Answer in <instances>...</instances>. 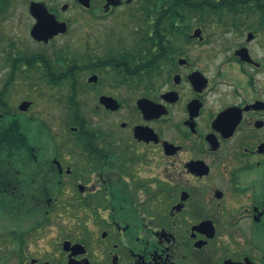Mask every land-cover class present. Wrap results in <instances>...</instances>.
Here are the masks:
<instances>
[{
  "label": "flooded vegetation",
  "instance_id": "obj_1",
  "mask_svg": "<svg viewBox=\"0 0 264 264\" xmlns=\"http://www.w3.org/2000/svg\"><path fill=\"white\" fill-rule=\"evenodd\" d=\"M32 4L50 13L47 39L31 36L42 61L34 70L14 51L0 58V214L14 222L18 264H264V56L251 50L264 49V28L237 43L250 30L236 20L257 13L31 0L30 35ZM73 9L110 25L72 27ZM158 13L170 25H150ZM243 48L250 59L236 55ZM214 50L234 55L214 69ZM33 71L61 103L53 137L28 116L33 101L14 102L21 83L37 89L25 81ZM3 131L12 132L9 159ZM50 226L55 241L40 235Z\"/></svg>",
  "mask_w": 264,
  "mask_h": 264
},
{
  "label": "rangeland",
  "instance_id": "obj_2",
  "mask_svg": "<svg viewBox=\"0 0 264 264\" xmlns=\"http://www.w3.org/2000/svg\"><path fill=\"white\" fill-rule=\"evenodd\" d=\"M31 0H10L7 4V9L5 14H3L2 19L0 20V58L2 61L10 60L12 57L13 51L17 54L18 57L25 56L27 54L40 53L44 50V47L41 44H38L30 35V29L33 25V17L29 13V3ZM66 2H70V0H63ZM77 10L73 9L67 13V17L72 19L71 26L72 27H86V26H107L110 25L108 22L100 21V22H89V18L86 16L79 17L77 16ZM244 17V16H243ZM240 17V18H243ZM242 21L241 19H238ZM252 27L248 28L250 31H245L244 37L242 39H238L237 43L246 42L247 34L256 29L257 21L251 20ZM116 26H125L124 23L118 22ZM242 26V23L240 24ZM243 27H245L243 25ZM259 28V27H258ZM232 35V33H230ZM230 35V36H231ZM253 46V47H252ZM251 50L258 57L264 56V49L252 45ZM215 51V50H214ZM212 51V65L213 68L216 69L217 65L230 58L234 55V50H226V51ZM37 66L34 67L36 70ZM23 69V68H22ZM32 70V69H31ZM2 76L5 75L4 71H2ZM30 75L33 76L28 83H36V90H32L31 85H27L25 83H21L18 86L17 94L14 96V102L20 104L23 100L33 101V105L30 108V113L28 116H34L36 119L41 120V122H46L50 126V137L54 135H58L61 133L58 116L62 108L60 105L56 106L54 103H50L51 100L56 101L53 98V92L48 93L50 90L44 80L37 79V72H29ZM31 76V77H32ZM40 83H37L39 82ZM56 106V109L54 108ZM87 111H91L88 109ZM63 113V112H62ZM35 124L39 122H34ZM35 126V125H33ZM32 126V127H33ZM31 127V128H32ZM36 127V126H35ZM32 137L33 138H45L44 132L33 128ZM59 218V217H56ZM25 227V226H24ZM15 225L13 220L5 217L3 214H0V264H18L17 257L13 251V243L11 241L12 235L14 234ZM7 234V238L3 239L2 236ZM40 235L47 236L48 240L55 241L60 237L59 229L57 227L50 226L43 230ZM47 241H43L39 244L44 245Z\"/></svg>",
  "mask_w": 264,
  "mask_h": 264
},
{
  "label": "trees",
  "instance_id": "obj_3",
  "mask_svg": "<svg viewBox=\"0 0 264 264\" xmlns=\"http://www.w3.org/2000/svg\"><path fill=\"white\" fill-rule=\"evenodd\" d=\"M8 2L3 0V10L6 11ZM179 10H204V11H245V12H255L257 15L247 16L243 18H236V20H242V26L244 25L247 28L252 27L251 20L258 21V27L264 28V0H220L217 4L215 0H178ZM153 27L160 29L162 26L170 25V16H165L158 13L156 16L149 18ZM148 19V20H149ZM180 19H183L180 18ZM205 18H199L198 21H201ZM200 24V22L198 23ZM156 40L161 44V49H163L164 41L163 37L165 36L163 31L158 30L155 32ZM159 39V40H158ZM23 63L28 64L31 67H36L38 63L42 61L41 57H36V55L27 54L25 56L19 57ZM12 132L3 131L2 132V156L8 159L13 155L12 152Z\"/></svg>",
  "mask_w": 264,
  "mask_h": 264
},
{
  "label": "water",
  "instance_id": "obj_4",
  "mask_svg": "<svg viewBox=\"0 0 264 264\" xmlns=\"http://www.w3.org/2000/svg\"><path fill=\"white\" fill-rule=\"evenodd\" d=\"M41 5L39 4H32L31 5V13H34V16L38 19V23L33 27L31 31V36L36 39L37 41H43L46 40L48 37V29L52 27L50 23H47V20H50V13L47 11L46 8L43 7V10H41ZM55 21V20H54ZM57 26H65L64 24L58 23L55 21ZM197 36V35H196ZM252 39V34L249 35L248 40L250 41ZM236 55L240 57L243 60H248L250 59L249 51L246 48L240 49L236 52ZM101 102L109 109H118L119 108V103L110 98H102ZM142 102H147L146 100H142L140 102V105ZM31 106L30 102H24L21 104L20 109L22 111H27L29 107Z\"/></svg>",
  "mask_w": 264,
  "mask_h": 264
}]
</instances>
